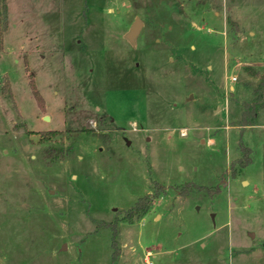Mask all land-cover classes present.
I'll use <instances>...</instances> for the list:
<instances>
[{"label":"rangeland","instance_id":"374dc122","mask_svg":"<svg viewBox=\"0 0 264 264\" xmlns=\"http://www.w3.org/2000/svg\"><path fill=\"white\" fill-rule=\"evenodd\" d=\"M6 3L0 264H264V0Z\"/></svg>","mask_w":264,"mask_h":264},{"label":"trees","instance_id":"16d2710c","mask_svg":"<svg viewBox=\"0 0 264 264\" xmlns=\"http://www.w3.org/2000/svg\"><path fill=\"white\" fill-rule=\"evenodd\" d=\"M7 9H8V5L6 3V0H0V49L3 48V40H4L3 33L8 26ZM24 69L25 70L28 69L26 64H24ZM254 74H256V73L254 72ZM28 78H29V80H28L29 86L31 87V92L34 96V99H35L36 103H38V106L42 110H44L45 109V103H44V100H43L39 90H38V87L35 84V79H34L33 73H29ZM259 80H260V82H259V85L257 86V88L255 89L256 94L253 96L254 98L252 99L251 102L245 101L244 102V109H242L240 112V115H241L240 124L242 126H246V125L250 124L251 121H253V119H255L257 117L258 108L264 106V71L259 74ZM1 87H2V92L8 94L11 97L12 90H11V87L9 85V80L7 77L4 78V81L1 85ZM56 133H57L56 129L41 131L40 140L41 141L46 140L48 137H50V135H53ZM240 148H242L245 155L250 152V148H248L242 144L240 145ZM43 154L46 158L51 160V159L58 158L59 156H61L62 153H61L60 149H57L55 147H46L43 149ZM248 159L249 158L247 156H245L244 160L239 158V159H237V162L239 165H244L246 163V160H248ZM187 185H190V183H187ZM186 191H187L186 188H183L182 190H180V192L184 193V194L186 193ZM135 202L136 203L134 204V206H132L131 208H129L127 210V212H126L127 217H130L134 213H137V212L146 211V209L148 208V206L150 204V199L148 196H144V197H139L138 199H136ZM115 225L116 224L114 223L113 227H115Z\"/></svg>","mask_w":264,"mask_h":264},{"label":"water","instance_id":"95a60500","mask_svg":"<svg viewBox=\"0 0 264 264\" xmlns=\"http://www.w3.org/2000/svg\"><path fill=\"white\" fill-rule=\"evenodd\" d=\"M141 24H142V21L140 20V18L136 17V19L132 23L129 31L127 32L128 33L127 36L129 39H132V37L137 34ZM44 118L46 119L47 116H44Z\"/></svg>","mask_w":264,"mask_h":264},{"label":"built area","instance_id":"2783aa9c","mask_svg":"<svg viewBox=\"0 0 264 264\" xmlns=\"http://www.w3.org/2000/svg\"><path fill=\"white\" fill-rule=\"evenodd\" d=\"M232 79L234 80L235 78L232 77ZM151 255L150 251H146V256H145V260L147 261L148 264H151V262L149 261V256Z\"/></svg>","mask_w":264,"mask_h":264}]
</instances>
